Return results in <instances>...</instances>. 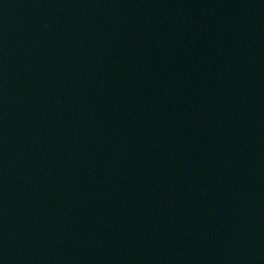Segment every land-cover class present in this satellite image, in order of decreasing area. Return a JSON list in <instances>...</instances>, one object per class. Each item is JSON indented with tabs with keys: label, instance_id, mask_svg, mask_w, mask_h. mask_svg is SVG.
<instances>
[{
	"label": "water",
	"instance_id": "water-1",
	"mask_svg": "<svg viewBox=\"0 0 264 264\" xmlns=\"http://www.w3.org/2000/svg\"><path fill=\"white\" fill-rule=\"evenodd\" d=\"M0 264H264V0H0Z\"/></svg>",
	"mask_w": 264,
	"mask_h": 264
}]
</instances>
